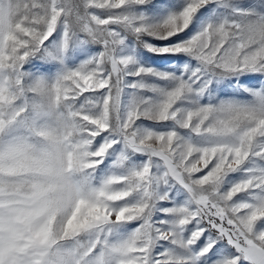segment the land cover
Returning a JSON list of instances; mask_svg holds the SVG:
<instances>
[{"label":"snow or ice","instance_id":"obj_1","mask_svg":"<svg viewBox=\"0 0 264 264\" xmlns=\"http://www.w3.org/2000/svg\"><path fill=\"white\" fill-rule=\"evenodd\" d=\"M0 264H264V0H0Z\"/></svg>","mask_w":264,"mask_h":264}]
</instances>
